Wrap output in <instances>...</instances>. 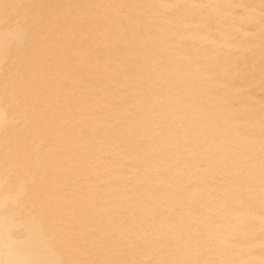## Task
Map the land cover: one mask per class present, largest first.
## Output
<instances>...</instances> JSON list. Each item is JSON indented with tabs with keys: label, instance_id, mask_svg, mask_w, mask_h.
<instances>
[{
	"label": "bare ground",
	"instance_id": "6f19581e",
	"mask_svg": "<svg viewBox=\"0 0 264 264\" xmlns=\"http://www.w3.org/2000/svg\"><path fill=\"white\" fill-rule=\"evenodd\" d=\"M0 264H264V0H0Z\"/></svg>",
	"mask_w": 264,
	"mask_h": 264
}]
</instances>
